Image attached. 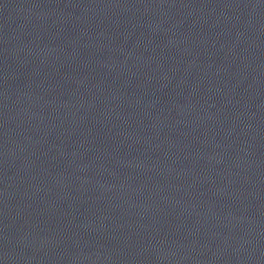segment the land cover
I'll return each mask as SVG.
<instances>
[{
	"label": "water",
	"instance_id": "95a60500",
	"mask_svg": "<svg viewBox=\"0 0 264 264\" xmlns=\"http://www.w3.org/2000/svg\"><path fill=\"white\" fill-rule=\"evenodd\" d=\"M0 264H264V0H0Z\"/></svg>",
	"mask_w": 264,
	"mask_h": 264
}]
</instances>
